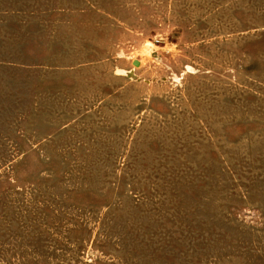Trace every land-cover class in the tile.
I'll use <instances>...</instances> for the list:
<instances>
[{
	"label": "rangeland",
	"instance_id": "obj_1",
	"mask_svg": "<svg viewBox=\"0 0 264 264\" xmlns=\"http://www.w3.org/2000/svg\"><path fill=\"white\" fill-rule=\"evenodd\" d=\"M0 264H264V0H0Z\"/></svg>",
	"mask_w": 264,
	"mask_h": 264
}]
</instances>
